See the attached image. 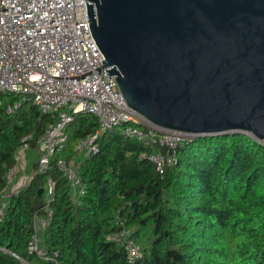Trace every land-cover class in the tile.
<instances>
[{
	"label": "trees",
	"instance_id": "obj_1",
	"mask_svg": "<svg viewBox=\"0 0 264 264\" xmlns=\"http://www.w3.org/2000/svg\"><path fill=\"white\" fill-rule=\"evenodd\" d=\"M50 122L19 95L0 94V192L24 138L36 153L34 178L0 218V248L8 250H0V264H21L11 253L36 262L26 248L48 180L55 183L53 215L41 245L54 261L45 264H264V145L251 136L184 140L159 174L149 156L166 148L145 147L118 129L98 140L96 153L75 150L98 129L94 116L79 115L65 150L38 173V141ZM60 157L76 170L84 195L73 196ZM122 228L141 247L134 262L108 239Z\"/></svg>",
	"mask_w": 264,
	"mask_h": 264
},
{
	"label": "water",
	"instance_id": "obj_2",
	"mask_svg": "<svg viewBox=\"0 0 264 264\" xmlns=\"http://www.w3.org/2000/svg\"><path fill=\"white\" fill-rule=\"evenodd\" d=\"M85 15L127 108L187 140L264 145V0H88Z\"/></svg>",
	"mask_w": 264,
	"mask_h": 264
},
{
	"label": "built area",
	"instance_id": "obj_3",
	"mask_svg": "<svg viewBox=\"0 0 264 264\" xmlns=\"http://www.w3.org/2000/svg\"><path fill=\"white\" fill-rule=\"evenodd\" d=\"M84 1L88 0H0V94H14L21 102H31L38 111L52 116L38 141L37 172L46 170L51 158L67 146V128L79 115H92L98 129L83 140L75 150L96 153L98 140L118 129L143 146L156 144L166 148L149 156L155 170L162 174L174 163V152L187 140L184 135L159 129L127 108L115 76L108 77L102 67L104 57L91 38ZM11 110L8 108L7 110ZM142 129V131H141ZM29 137L22 140L14 154V165L6 176L7 187L0 192V218H3L13 194L27 187L34 174L24 175L27 168ZM171 153V154H170ZM58 169L69 182L73 196L84 195L76 170L60 157ZM55 183L48 180L45 199L33 215V229L26 252L36 258L31 263L11 253L21 264H45L54 261L40 246L42 232L52 219L50 203ZM125 251L127 260L142 256L141 247L122 228L108 236ZM8 252L6 248H0Z\"/></svg>",
	"mask_w": 264,
	"mask_h": 264
},
{
	"label": "rangeland",
	"instance_id": "obj_4",
	"mask_svg": "<svg viewBox=\"0 0 264 264\" xmlns=\"http://www.w3.org/2000/svg\"><path fill=\"white\" fill-rule=\"evenodd\" d=\"M142 131V129H141ZM193 139V138H192ZM191 140V139H189ZM186 141V140H185ZM82 155H86V150L79 151ZM36 160V153H34L33 150L29 151V154L27 155V168L23 172L24 175L32 174V165ZM42 246V245H40ZM140 246V245H139Z\"/></svg>",
	"mask_w": 264,
	"mask_h": 264
}]
</instances>
